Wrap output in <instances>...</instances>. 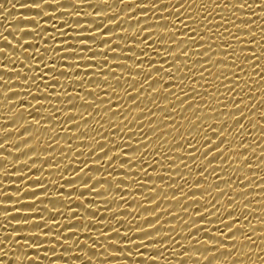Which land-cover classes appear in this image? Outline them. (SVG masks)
Segmentation results:
<instances>
[{
  "label": "bare ground",
  "instance_id": "bare-ground-1",
  "mask_svg": "<svg viewBox=\"0 0 264 264\" xmlns=\"http://www.w3.org/2000/svg\"><path fill=\"white\" fill-rule=\"evenodd\" d=\"M163 2L167 3L168 0H163ZM175 2L176 0H172V3ZM249 2L251 3V0ZM49 3L51 4L40 8L33 3V0H0V5H3V8H0V34H2L0 35V47H4L5 51L19 57L21 61L19 64L17 62L12 65H4L3 63H8V60L0 58V67H16V70L23 68L19 78L21 81L24 74L29 76L34 74L29 73L28 69L23 67L22 62L27 59L28 53H33L37 49L39 54L44 56V62L48 63L49 67L52 66L53 59H55L57 69L68 71H73L68 68V65L79 59L80 56L91 57L94 61L102 60L103 57L92 56L90 51L77 42L78 37L89 36L93 31L99 37L101 30L96 28V24L103 23L105 28L110 27L112 29L105 34L110 43L99 44L98 40H87L85 43L90 45L93 51L103 50L107 52V59L112 65L120 62L114 59L115 55H125V53L120 48H115V52H110V47L114 48L118 43L125 47L138 45V41L127 38L120 39L126 32L128 34L139 32L142 25L136 24L138 17L142 19L143 24L153 25L140 34L141 38L152 32V39H155L158 33L169 31V29L155 26L157 21L163 23L161 16L179 26V21L176 20L175 16H168L171 7L164 9L158 4V11L153 12L151 5L147 4V0L143 4L141 0H126V3L131 4L132 7L121 5L119 0H108L107 4L104 3V0H49ZM74 4L81 5V7L77 8ZM257 4H259V0H257ZM144 6L149 8L148 12L139 10ZM193 7L202 8L199 0ZM209 8H211L210 0ZM253 8L256 10V16L259 17L258 20H256V16L252 15L251 9L241 10L242 12L237 13V15L243 19L255 20L252 25V33L256 35L261 45H264V34L259 31V29L264 28V11H261V8L257 7L256 4H253ZM118 9L123 10L116 14V19H109ZM62 12L67 14L62 15ZM48 14L51 15V19H47ZM224 15H229V13L226 11ZM101 17L104 18L103 21H101ZM25 18L33 20L34 23H22L21 21ZM201 18L197 13V22ZM188 22L191 23V20ZM239 23L238 20L237 24ZM117 24H120L121 27L117 28ZM242 27L245 31L241 32L239 42H236L234 37L229 38L227 33H225V37L233 40L232 46L236 50L235 55L240 57L237 62L242 63L245 68V72L240 73L241 83L247 79L248 89H250V95L244 97L245 104L249 106L255 104L257 109L253 114L248 111L245 104H242L244 115L248 117L242 121L244 133L243 136L233 133L236 144L243 140L244 146L248 147L249 151L244 152L243 147L237 148L234 144L233 152L225 151L227 159L212 160L207 170L203 172L204 179L200 181L199 185L196 181L200 178L201 173L193 162L191 160L186 161L189 168L185 169L177 158V153L180 150L174 147L173 138L178 134L169 129H164L165 136L157 140L156 136L159 133L154 134L150 131L146 117L143 118V123L148 136L144 138V141H149V138L151 141L147 151L149 154L154 153L162 159L163 151L172 148L173 151L169 154L177 162L171 165V171L167 170L168 161H163L162 165L157 167L156 161L152 159L151 155H146L145 162L142 164H133L127 167L126 171L131 172L132 175H127L126 171L119 167H117L116 172H112L110 175L106 168L103 172L95 171L94 165H106L109 159V157H103V161H99L96 155L89 154L90 146L94 144L91 138L94 135L92 129L98 127L99 118L94 119L93 116H89L90 110H85L83 107L70 108L67 97H62L61 100L55 99L57 95L61 94L60 85H64L67 91L76 96L77 90L72 87V80L76 77L59 76L60 85H55L57 92L53 93V99L38 102L32 96H26L28 89L19 86L17 77L5 76L4 79L12 84L9 85L12 89L0 88V92H4L5 96L11 98L5 99L4 96H0V144L4 146L3 149H0V205L7 207L9 212L0 211V223H3L7 228V232L5 229H0V238L8 233L22 237L31 234L37 235L42 242L35 243L27 240L25 242L33 244V247L23 249L35 261L32 264H151L153 259L157 261V264H185V262L186 264H264V119H259L260 115L264 114V79L256 75L251 62L243 60V56L251 55L253 49L257 53L264 52V46H257L256 42L249 44L251 36L247 30L248 26L243 25ZM169 28H171V24ZM25 31H34V34L24 35ZM220 31L222 32L223 29ZM232 32L235 33L236 29L233 28ZM210 36L211 33L204 36V40L209 41ZM4 37H7V40L14 46L23 41L26 45L32 44L35 47H30L27 49V53L21 54L20 51L13 49L12 45L4 40ZM177 39L184 41L181 47L188 43L187 36L182 32H178ZM196 39L198 40L199 36ZM69 44H74L79 49L77 57L67 54L76 50L69 49L67 47ZM45 47L49 48L48 52H45ZM206 47L207 44L203 47L196 44L189 51L192 58L187 63L193 66V71L197 76L201 65L194 63V61L203 60L205 66H208L207 56L198 54L203 53ZM212 47L213 63L225 57V50L232 51L229 49L228 43L218 36L212 43ZM54 48L60 50V54L64 55L67 63L59 59L57 52L53 50ZM180 51L181 49H176L175 55H179ZM160 52L162 56L154 58L158 63H163L162 57L167 56L168 53L164 51V48H160ZM135 54L139 56V47L135 48ZM4 56L6 54L0 53V57ZM227 59L229 64H215L212 68L213 72L218 73L221 69H232L231 60L233 56L229 55ZM28 63L37 69L43 68L39 55L35 61H28ZM126 63L133 65L134 61L127 60ZM179 63L183 67L184 62L179 61ZM164 66L167 67L168 65L165 64ZM81 67L90 71L96 68V64L87 65L82 62ZM108 67L109 65H104L105 70ZM144 67H148L147 62H145ZM257 67L264 71V57H261ZM234 70L239 73V68ZM114 71L122 74L123 77L129 75L124 68H114ZM184 71L187 72V68H184ZM8 75L11 76L12 73ZM47 75L51 77L53 73L48 72ZM177 75L179 76L181 73H177ZM204 75L208 76L207 73ZM228 75L231 79L232 71H228ZM209 79H215V77ZM109 80L111 81L112 78L109 77ZM222 80L223 76H220L216 83L219 84ZM112 83L115 85V81ZM192 83L200 89V83L195 80ZM40 87L43 88L44 85L41 84ZM87 87L91 89L95 86L88 84ZM103 87H107V85H103ZM95 90L97 93L100 92V88ZM116 90L120 95H123L122 87H117ZM200 90L203 91V89ZM12 91H17L20 95L14 96ZM31 92L33 95L39 94L35 86L31 88ZM222 92H224L223 88L220 90V93ZM220 93L216 95L222 99ZM228 95L234 96L233 93H228ZM80 96L92 100L91 96H87L83 92L80 93ZM25 98L28 103L21 104L20 101ZM234 98L239 100L241 97L234 96ZM115 99L116 97L113 96V100ZM205 100L215 104L212 97L206 96ZM128 103L132 102L128 101ZM160 103L167 104L168 102L160 101ZM225 103L228 104L229 109L233 107L230 102L226 101ZM39 104L45 106L40 108V112L44 116L52 111L50 105L54 104L64 109L65 116L75 114L79 118L82 114L88 118L89 123L85 125L83 120H80L81 127L77 129L72 127L76 121H72L64 124L61 128L59 123L54 120L41 119L38 126L35 124V119H39V117L34 119L29 115V112L33 107H39ZM215 106L219 107L220 105L215 104ZM100 107L103 108L104 106L100 105ZM145 107H151L147 99L141 105V108ZM183 108H187V103L183 106H177L175 119L178 124L182 123L187 127L188 122L183 117L185 115L191 117L192 113L190 110L182 111ZM140 111V108H135L132 115L139 118ZM142 115H147V113ZM160 118L161 113L157 110V123H159ZM192 118L194 119V117ZM121 119L122 117H112L113 127L109 129L110 134L106 138L109 143L106 144L105 150L111 143L123 144L126 139H129L123 134V129L119 133L115 131V126L120 123ZM99 123H103V121H99ZM229 124H232L231 120H229ZM54 125L55 131H53ZM26 127L29 129L27 132L24 131ZM104 128L108 129V124H104ZM81 130H86L89 134L82 136L80 135ZM133 131L137 132V137H131L129 144H125V148L131 146L137 149L128 152V156L135 161L144 151V148L143 143L138 138V128H133ZM22 134L23 138L28 139L27 145L24 144L27 141H23ZM69 136L73 139L68 140ZM213 139L215 140V138ZM231 139L232 136H229V140ZM69 143L72 151H69ZM157 148H161V151L157 152ZM226 148L227 142L221 146L222 150ZM122 151V149L114 148L109 152V156L117 155ZM237 152L242 153V155H236ZM81 153L83 155H80ZM211 159L210 156L208 160ZM245 159L250 161V164L246 165ZM84 160L88 162L85 171L92 169L90 175L93 180L89 183H95V180L103 179L105 176L109 180L108 184L96 186L97 190L102 193L101 195H94V193L85 191V186L80 180L84 173L76 171L81 167V162ZM208 160L201 157L196 163L203 166L208 164ZM147 161H151V166ZM120 163V160L113 161L116 166H119ZM58 164L59 167H57ZM213 168L216 169L215 173L212 172ZM145 169L147 175H145ZM136 173L139 175L137 176ZM61 175L63 176L62 179ZM161 175L165 176L164 180L159 178ZM181 175L184 179L180 178ZM149 176L151 179L148 178ZM37 180L40 183H36ZM68 180H74V183H67ZM122 180L125 182L121 183ZM217 184L220 185L219 189L216 187ZM18 189L19 191H17ZM42 189H46V191ZM221 190L224 192L222 195L220 194ZM81 191H85V194L80 195ZM32 192H35V195H32ZM193 193L195 194L193 195ZM8 195L13 196L9 197L12 200L6 198ZM93 200L96 202L93 203ZM230 200L234 203H229ZM22 204H32L33 207H20ZM213 204H215V208H213ZM146 208L147 211H145ZM17 212L21 215L31 214V219L27 221L26 226L23 221L12 219V216L16 215ZM56 212L60 214L53 219L52 215ZM229 212H232V216L228 215ZM241 213L247 214V218L240 219ZM114 214H116L115 218H113ZM201 215L205 217L203 220L200 219ZM157 216L160 217L159 220L156 219ZM233 218H236L237 223L233 225L232 231L242 225L246 231L250 232L249 235H252L254 243L244 242V237L239 233L236 237L227 235L228 229L225 227V223L231 224ZM146 219L149 220L147 222L153 221L155 227L159 228L160 231L153 232V224L147 223ZM117 221H123V226ZM37 222L42 225L41 228L33 227ZM197 227L201 231L197 232ZM14 228L16 231H12ZM117 228L121 233L127 232L130 237H134V241L120 240L116 236L115 229ZM49 229L51 230L49 231ZM143 229H148L152 235L145 237L142 233ZM221 232L224 233V236H221ZM150 239H155L157 243L150 244L148 242ZM223 239H227V241ZM234 239L237 241L235 246L233 245ZM197 240L205 241L207 245L197 244ZM219 240L226 244L221 247L220 252H216V256L211 257L212 253H207L212 250L210 245L216 244ZM60 241L65 242L63 246ZM116 241L126 245L125 251H120L117 246H110V242ZM140 241H143L147 246V251H144L143 248L139 250L135 248V243ZM240 242H244L243 247H241ZM5 243L8 245V248L5 249L8 258L4 260L3 264H12L15 252L10 249H12L13 242L8 240ZM0 247L3 246L0 245ZM129 247L131 258L127 256ZM185 247L192 248L197 253H185L184 250H188ZM52 248L55 249V252L50 251ZM225 248L231 253L225 251ZM198 252L208 255L210 259L208 261H204L203 257L199 259L196 257L201 255ZM249 252V256L246 255ZM23 259V255L19 256L17 264H20Z\"/></svg>",
  "mask_w": 264,
  "mask_h": 264
},
{
  "label": "snow or ice",
  "instance_id": "snow-or-ice-1",
  "mask_svg": "<svg viewBox=\"0 0 264 264\" xmlns=\"http://www.w3.org/2000/svg\"><path fill=\"white\" fill-rule=\"evenodd\" d=\"M33 3L40 8H43L45 5L51 4L49 3V0H33ZM104 3L107 4L108 0H104ZM119 3L121 5H128V7H132L131 4L126 3V0H119ZM141 3H145V0H141ZM199 3L202 8L193 7V5L197 4V0H183V2H181V0H176L175 3H172V0H168L167 3H164L163 0H147V4L151 5V10L153 12L158 11V4H160L164 9H169V7H171V10L168 11V16H175L176 20L179 21V26L161 16V20L163 21V23L157 21L155 26L163 29H169V31L158 33L155 39H152V32H149L147 36L141 38L140 34L143 33L147 28L153 27V25L143 24L142 19L138 17L136 19V24L142 25L139 32L132 34H128L126 32L124 36L120 37V39L122 40L127 38L133 41H138V45L125 47L123 44L118 43L114 48H109L110 52H115V48H120L121 51L125 53V55L117 54L114 56V59L120 61L115 65L110 64L109 60L107 59V52H104L103 50L93 51L91 46L85 43V41L87 40H98L99 44L110 43L105 34L112 29L110 27L105 28L103 23H99L96 24V28L101 30L99 37H97L96 33L93 31L89 36L78 37L77 42L83 48H86L88 51H90L92 53V56L103 57L102 60L94 61L91 57L85 58L83 56H80L79 59L68 65V68L72 69L73 71H68L64 69H57L55 59H53L52 66L49 67L48 63L44 62V56L40 55L39 50L37 49L33 53H28L27 59L22 62L23 67L27 68L29 73L34 74L31 76L24 74L21 81L19 78L21 77L23 68L16 70V67H0V82H3L0 83V88L11 90L12 87H9V85L12 84L6 81L4 77L8 76L9 78H11L12 76H15L18 78L17 83L19 84V86L21 88L28 89L26 96H32V98L38 102L42 100L51 101L53 99V93L57 92L55 85H60L59 76H75L76 79L72 80V87L73 89L77 90L76 96H73L71 92L67 91L64 85H60L61 94L57 95L55 99L61 100L62 97H67L70 108L83 107L85 110H90L89 116H93L94 119L97 117L99 118V120L97 121L98 127L92 129L94 135H92L91 138L94 141V144L90 146L89 154L96 155L97 160L99 161H103V157H109V159L106 165H94L93 168L95 171L103 172L106 168L109 175L112 172H116L117 167H119L121 170L126 171L128 166H131L133 164H142L143 162H145L146 155L152 156V159L156 161L157 167L161 166L163 161H168L169 163L167 165V170L171 171V165L176 164L177 162L176 159L172 158V156L169 154L172 153V148H168L163 151L162 159L160 157H157L154 153L149 154L147 151L151 141L150 138L149 141H144V138L148 136V133L144 130L145 125L143 123V118L146 117L148 120V127L150 131L154 134L159 133V135L156 136L157 140H160L161 137L165 136L166 133L164 129H169L171 132H175L178 134L173 138L175 141L174 147L180 150L177 153V158L179 159L180 163L183 164L185 169L189 168V165L186 161L191 160L193 162L194 166L201 173L200 178L196 181V183L199 185L200 181L204 179L202 175L203 172L207 170L208 165L212 163V160L227 159V157H225V151L233 152V145L236 144V139L233 133L243 136L244 124L242 123V121L248 119V117L244 115V107H241L242 104H245L244 97L250 95V89H248L247 79L243 80V83H241L240 73H244L245 68L242 63L237 62L238 60H240V57L235 55L236 50L232 46L233 40L226 39L225 33H227V36L229 38L234 37L235 41L239 42L241 39V32L245 31L242 26L247 25V30L251 36L249 44L256 42L257 46H264L261 45L256 35L252 33V25L255 23V20L243 19L239 15H237V13L242 12L241 10L251 9L252 15L256 16V10L255 8H253V4H256L257 7L261 8V11H264V7H262L264 6V0H259V4H257V0H251V3L249 2V0H210L211 8H209V0H199ZM74 6L77 8L81 7V5L76 4H74ZM0 8H3V5H0ZM121 10L123 9H118L117 12L112 15V18L109 19L115 20L117 17L116 14ZM139 10L141 12H148L149 8L147 6H144ZM226 11L229 13V15H224ZM185 13H187V16H185ZM197 13H199V15L202 17L199 22H197L196 20ZM66 14L67 13L62 12V15ZM51 18V15L48 14L47 19ZM100 19L101 21H103L104 18L101 17ZM258 19L259 17L256 16V20ZM189 20H191V23L188 22ZM214 20L215 23H213ZM238 20L240 21L239 24H237ZM21 22L24 24L34 23L33 20L27 18L23 19ZM170 24L171 28H169ZM193 25H196V27H193ZM116 26L117 28L121 27L120 24H117ZM233 28L236 29L235 33L232 32ZM220 29H223V31L221 32ZM259 31L264 34V28L259 29ZM178 32H182L187 36L188 43L185 44L184 47H181V45L184 44V41L182 39H177ZM209 33H211V36L209 37V41L211 42L204 40V36L209 35ZM33 34L34 31L24 32V35ZM197 36H199L198 40L196 39ZM217 36L221 40L228 43V47L232 51L228 52L227 50H225V57L223 59H218L213 63L212 43L215 41ZM4 40L8 41L7 37H4ZM169 41H171V43H169ZM8 43L11 44L10 41H8ZM196 44H199L201 47L207 44V47L204 48V52L198 54L201 56H207L208 66H205L203 60L194 61V63H199L201 65L198 76L193 71V66L187 63V61L192 58L189 55V51L191 47ZM30 47L35 46L32 44L26 45L23 41H21L16 46L12 45V48L20 51L21 54L27 53V49ZM67 47L69 49H76L75 51L67 54H70L73 57L78 56L79 49L76 48V45L69 44L67 45ZM136 47H139V56L135 54ZM160 48H164V51L168 53L167 56L162 57L163 63H158V61L154 58L162 56ZM176 49H181L179 55H175ZM53 50L57 52V56L62 62L67 63L64 55L60 54V50L58 48H54ZM48 51L49 48L45 47V52ZM0 53L6 54V56L0 57L2 58V60H4L5 58L8 60V63H3L4 65H12L17 62L18 64L21 63L19 57L13 56L12 53L5 51L4 47H0ZM38 55L41 63L43 64L42 69H37L32 64L28 63V61H35ZM229 55L233 56V59L231 60V65L233 66V68L227 70L221 69L218 73H214L212 68L215 66V64H229V61L227 59ZM261 57H264V52L257 53L253 49L251 55L243 56V60L251 62L252 69L256 73V75L261 79H264V71L257 67L260 63ZM127 60H133V65H128L126 63ZM179 61L184 62L183 67H181ZM82 62L86 63L87 65L96 64V68L91 69L90 71L86 70L85 68L81 67ZM145 62H147L148 64L147 68L144 67ZM165 64L168 66L165 67ZM104 65H109L107 70L104 69ZM114 68H124L128 71L129 75L127 77H123L122 74L114 71ZM174 68L175 71H173ZM184 68H187V72L184 71ZM235 68H239V73L234 70ZM228 71H232L231 79L229 78ZM48 72H52L53 76L49 77L47 75ZM9 73H12V75L9 76ZM133 73L135 74L133 75ZM177 73H181V75L178 76ZM204 73H207L208 76L206 77ZM220 76H223V80L220 81L219 84H217L216 80H219ZM109 77L112 78L111 81L109 80ZM210 77H215V79H209ZM122 80L124 81L123 83ZM193 80L200 83V89H203V91L193 85ZM112 81H115V85H113ZM185 81L188 82L186 83ZM225 81H228V83H225ZM41 84L44 85L43 88L40 87ZM88 84H92L95 87L90 89L87 87ZM103 85H107V87H103ZM33 86L36 87L39 93L38 95H33V93L31 92V88ZM117 87L123 88V95H120V93L117 92ZM96 88H100L99 93H97V91L95 90ZM221 88L224 89V92L222 93H220ZM237 89H239V91H237ZM81 92L85 93L87 96H91L92 100H87L83 96H80ZM12 93L15 94L14 96L20 95V93L17 91H12ZM217 93H220L222 99L217 97ZM228 93H233L234 96H240L241 98L237 100L234 98V96L230 97ZM0 96H4L5 99H11L10 97L5 96L4 92H0ZM113 96L116 97L115 100H113ZM206 96L212 97V100L215 102V104H219L220 106L216 107L215 104L209 102L208 100H205ZM105 97L107 98L105 99ZM145 99L148 100L151 107L141 108V105L144 104ZM197 100L199 102H196ZM128 101H131L132 103H128ZM160 101H167L168 103L162 104L160 103ZM226 101L230 102L233 107L229 109L228 104L225 103ZM20 103L26 104L28 103V100L25 98L21 100ZM186 103L187 108H183L182 111L187 112L190 110L192 113L191 117L187 115L183 117V119L188 122L187 127H185V125L182 123L178 124L175 119L177 106H183ZM100 105H103L104 107L101 108ZM44 107L45 106L43 104H39V107H33L29 112V115L34 119L36 117H39V119H35V124L38 126L40 125L41 119L54 120L59 123L61 128H63L64 124H68L72 121H76L74 124H72V127L77 129L81 127L80 120H83L85 125L89 123L88 118L84 117L82 114L79 116V118L75 114H69L65 116L64 109L54 104L50 105L52 111L49 112L47 116H44L40 112V108ZM245 107L248 108V111L250 113L254 114L257 111L255 104H252L251 106L245 104ZM135 108L141 109L139 118L135 115H132V113L135 111ZM157 110L161 113L159 123H157L156 120ZM144 113H147V115H142ZM105 117H107V119H105ZM112 117H122L120 123L115 126V131L119 133L123 129V134L125 136H128L129 139H126L123 144L111 143L107 150H105L106 144L109 143V141L106 139L110 134L109 129L113 127ZM192 117H194V119ZM259 119H264V114H261ZM229 120L232 121V124H229ZM99 121H103V123H99ZM125 121H127V123H125ZM209 121L212 122L210 123ZM104 124H108L109 128L105 129ZM129 125L134 126L130 127ZM133 128H138V138L143 143L144 148V151L141 152L140 156L135 161H133L132 158L128 156V152L136 151L137 149L131 146L129 148H125V144H129L131 137H137V132L133 131ZM24 131L27 132L29 131V129L26 127ZM53 131H55V125L53 126ZM88 134L89 133L86 130H81L80 132V135L82 136H86ZM58 135L59 134L57 133V136ZM21 136L23 141H27L26 143H24L25 145H27L28 139L23 138V134ZM229 136H232L231 140H229ZM97 137H99V139H97ZM213 138H215V140ZM71 139H73V137L69 136L68 140ZM226 142L227 148L225 150H222L221 146L225 145ZM236 147H243L244 152L249 151L248 147L244 146L243 140H241L239 144H236ZM3 148L4 146L0 144V149ZM68 148L69 151H72L70 143L68 144ZM114 148H119L123 151L117 155L109 156V152H111ZM32 150L34 151V149ZM61 151L62 154H64L63 150ZM156 151L160 152L161 148H157ZM235 154L242 155V153L238 152ZM80 155H83V153H81ZM210 156L212 159L208 160ZM201 157L205 160H208V164L201 166V164L196 163ZM115 160L121 161L119 166L113 164V161ZM147 163H149V165L151 166V161H147ZM87 164V160L82 161L81 167L76 170L78 173H84L83 177H80V180L85 186L86 192L94 193V195H101L102 193L97 190L96 186L101 184H108L109 180L107 176H105L103 179L95 180V183H89L93 180V177L90 175V171L92 169H89V171H85V167L87 166ZM245 164H250V161L245 159ZM57 167H59V164L57 165ZM212 172L215 173L216 169L213 168ZM126 174L132 175L131 172L127 171ZM136 175L138 176L139 173H136ZM145 175H147L146 169ZM62 178L63 176L61 175V179ZM148 178L151 179L150 176ZM159 178L161 180H164L165 176L161 175ZM180 178L184 179L182 175ZM35 182L40 183L39 180ZM123 182L125 181L122 180L121 183ZM67 183H74V180H68ZM249 183H251V180H249ZM216 187L219 189L220 185L217 184ZM42 190L46 191V189ZM17 191H19V189ZM73 191H76V189H73ZM85 191H81L80 195H84ZM31 194L35 195V192H32ZM194 194L195 193H193V195ZM220 194H224L223 190H221ZM69 195L71 196V193H69ZM9 197L13 196L8 195L6 197L8 200H12L9 199ZM92 202L95 203L96 201L93 200ZM53 203H55V201H53ZM229 203H234V201L230 200ZM20 207H33V205L22 204L20 205ZM157 207H159V205H157ZM213 208H215V204H213ZM0 211L8 213L9 209L0 205ZM145 211H147V208L145 209ZM59 214L60 213L58 212L53 213L52 218L55 219V216ZM115 215L116 214H114L113 218H115ZM228 215L232 216V212H229ZM159 218V216L156 217L157 220H159ZM204 218L205 217L203 215L200 216L201 220H203ZM246 218L247 214L241 213L240 219ZM12 219L21 220L25 223L26 226L27 221L31 219V214L21 215L19 212H17L16 215L12 216ZM147 221L149 220L146 219V222ZM117 223L123 226L124 222L117 221ZM147 223L153 224V221ZM236 223V218H233L231 224L225 223V227L228 229L227 235L229 237H236L237 233H239L244 237V242H248L249 244L254 243V241L252 240V235H249L250 232L246 231L242 225L236 227L235 231H232L233 225H236ZM33 227L41 228L42 225L37 222L33 225ZM0 229H5V231L7 232V228L3 223H0ZM50 230L51 229H49V231ZM196 230L197 232L201 231L199 227H197ZM12 231H16V229L14 228L12 229ZM152 231L158 232L160 231V229L156 228L153 224ZM252 231L254 232V229ZM115 232L116 236L120 240L127 242L130 240L134 241L135 239L134 237H130L127 232L121 233L118 228L115 229ZM142 233L145 237H149L152 235V232H150L148 229H143ZM221 236H224L223 232H221ZM168 239H171V237H168ZM212 239L216 240L214 238ZM8 240H11L13 242L12 249L10 250L15 252V255L12 259V264H17V260L21 255H23L24 259L20 261V264H32V262H35L30 256L27 255V253L23 251V249L33 247V244H28L25 241L31 240L35 243H41L42 241L40 240V238L35 234L22 237L18 235L13 236L11 235V233H8L7 235L0 238V245L3 246L0 247V264H3L4 260L8 258L7 251H5V249L8 248V245L5 243V241ZM223 240L227 241V239ZM148 242L150 244L157 243L155 239H150ZM244 242H240L241 247L244 246ZM60 243L63 246L65 242L60 241ZM196 243L200 245H207L205 241L201 240H197ZM236 243L237 241L234 239L233 245L235 246ZM224 244L226 243L221 242V240L217 241L216 244L210 245L212 246V250L208 251L207 253L211 252V257L216 256V252H220V249ZM113 245L117 246L120 251H125L126 245L120 244L119 241L110 242V246ZM181 247H183V245H181ZM135 248L137 250L143 248L144 251H147V246L143 241L135 243ZM129 249L130 247L128 248L127 256L128 258H131V250ZM224 250L231 253V251L227 248H225ZM50 251L55 252V249L52 248L50 249ZM184 252L197 253V251L192 248H188V250H184ZM200 254V256L196 257H198L199 259L203 257L204 261H208L210 259L208 255H205L203 253ZM249 254L250 252L246 253V255L248 256ZM77 258L79 259L80 257ZM89 262L91 261L89 260ZM151 264H157V261L153 259L151 261Z\"/></svg>",
  "mask_w": 264,
  "mask_h": 264
}]
</instances>
